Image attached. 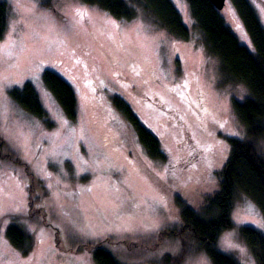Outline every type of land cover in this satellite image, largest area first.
Returning a JSON list of instances; mask_svg holds the SVG:
<instances>
[{
  "label": "rangeland",
  "instance_id": "374dc122",
  "mask_svg": "<svg viewBox=\"0 0 264 264\" xmlns=\"http://www.w3.org/2000/svg\"><path fill=\"white\" fill-rule=\"evenodd\" d=\"M3 1L8 19L0 40V264H95L89 247L98 244L119 264H159L182 252L181 264H211L185 231L163 232L181 226L178 195L199 208L220 190L230 154L226 138H246L232 102L248 92L240 84H223L218 60L205 49L186 1L171 0L189 29L187 40L170 35L139 7L135 19L118 21L81 0ZM248 1L264 26V0ZM221 14L253 50L231 0ZM46 70L74 90L76 121L67 119L44 86ZM27 82L54 127L46 128L10 98ZM115 94L158 136L167 163L149 157L111 103ZM230 220L232 228L220 234L217 248L239 264H257L240 228L264 236L258 206L238 192ZM10 225L34 236L29 255L11 245Z\"/></svg>",
  "mask_w": 264,
  "mask_h": 264
},
{
  "label": "trees",
  "instance_id": "16d2710c",
  "mask_svg": "<svg viewBox=\"0 0 264 264\" xmlns=\"http://www.w3.org/2000/svg\"><path fill=\"white\" fill-rule=\"evenodd\" d=\"M87 6H94L108 13L118 21L136 18L135 7H139L146 17L177 39L187 40L188 27L183 22L171 0H81ZM190 17L200 31L204 47L219 63V73L223 84H240L248 96L242 101L233 99V113L245 129L246 138L240 140L227 137L230 154L224 166L220 190L206 197L202 207L194 208L190 203L176 198L177 214L182 226L163 233L189 236L198 251L204 252L211 264H239L231 255L217 248L220 234L232 228L230 213L236 193L248 196L259 208L264 218V26L248 0H231L254 47L242 45L227 20L209 0H185ZM8 7L0 0V40L7 30ZM43 84L54 97L67 119L77 120V101L72 87L52 71H44ZM13 102L32 114L46 128L54 127L43 109L38 93L31 83L22 89L9 93ZM111 103L119 114L137 133L142 146L150 158L168 162V154L163 151L158 136L149 129L139 115L119 95L111 98ZM5 142L0 137V155ZM186 229V230H184ZM240 234L253 254L257 264H264V236L252 227H241ZM7 238L11 245L29 255L36 245L32 234H27L16 225H10ZM185 239V238H184ZM183 242L189 245L188 241ZM95 264H119L102 244L89 247ZM185 252L180 255L164 256L159 264H181Z\"/></svg>",
  "mask_w": 264,
  "mask_h": 264
},
{
  "label": "water",
  "instance_id": "95a60500",
  "mask_svg": "<svg viewBox=\"0 0 264 264\" xmlns=\"http://www.w3.org/2000/svg\"><path fill=\"white\" fill-rule=\"evenodd\" d=\"M209 2L218 10L221 11L224 6L226 0H209Z\"/></svg>",
  "mask_w": 264,
  "mask_h": 264
},
{
  "label": "snow or ice",
  "instance_id": "6c2138e0",
  "mask_svg": "<svg viewBox=\"0 0 264 264\" xmlns=\"http://www.w3.org/2000/svg\"><path fill=\"white\" fill-rule=\"evenodd\" d=\"M231 11V10H230ZM78 15H80V13H77ZM232 15H233V17L235 16V14L234 13H232ZM81 18H83L82 16H81ZM237 29H240V25H239V23H237ZM46 95H47V93H45ZM0 223H2V222H0ZM241 251H246L245 249H243V248H241Z\"/></svg>",
  "mask_w": 264,
  "mask_h": 264
},
{
  "label": "bare ground",
  "instance_id": "6f19581e",
  "mask_svg": "<svg viewBox=\"0 0 264 264\" xmlns=\"http://www.w3.org/2000/svg\"><path fill=\"white\" fill-rule=\"evenodd\" d=\"M242 126H243V125H242ZM228 155H229V154H228ZM149 157H150V156H149ZM179 211H180V210H179ZM177 218H178V217H177ZM178 219H179V218H178ZM178 219H177V220H178ZM177 220H176V222H177ZM182 225H183V224H182ZM182 225H181V226H182ZM184 230H186V229H184Z\"/></svg>",
  "mask_w": 264,
  "mask_h": 264
},
{
  "label": "flooded vegetation",
  "instance_id": "af4514ba",
  "mask_svg": "<svg viewBox=\"0 0 264 264\" xmlns=\"http://www.w3.org/2000/svg\"><path fill=\"white\" fill-rule=\"evenodd\" d=\"M192 106H193V105L191 104V107H192ZM192 109H193V107H192ZM197 114L199 115L200 113L197 112ZM199 116H200V115H199Z\"/></svg>",
  "mask_w": 264,
  "mask_h": 264
}]
</instances>
